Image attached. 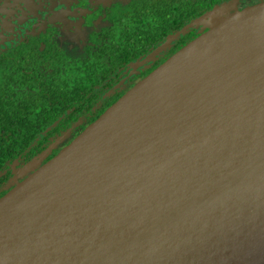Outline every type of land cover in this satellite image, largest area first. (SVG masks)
<instances>
[{"label": "water", "instance_id": "1", "mask_svg": "<svg viewBox=\"0 0 264 264\" xmlns=\"http://www.w3.org/2000/svg\"><path fill=\"white\" fill-rule=\"evenodd\" d=\"M225 7L0 197V264H264V1Z\"/></svg>", "mask_w": 264, "mask_h": 264}, {"label": "trees", "instance_id": "2", "mask_svg": "<svg viewBox=\"0 0 264 264\" xmlns=\"http://www.w3.org/2000/svg\"><path fill=\"white\" fill-rule=\"evenodd\" d=\"M226 1L134 0L116 16L114 29L88 44L75 61L63 54L19 50L4 76L10 86L17 78L19 93L0 96V197L22 180L13 182L15 167L48 148L39 166L44 164L134 86L118 85L126 65ZM201 26L208 28L201 22L178 36L161 61L198 36ZM61 140L63 146L56 148L53 144Z\"/></svg>", "mask_w": 264, "mask_h": 264}, {"label": "flooded vegetation", "instance_id": "3", "mask_svg": "<svg viewBox=\"0 0 264 264\" xmlns=\"http://www.w3.org/2000/svg\"><path fill=\"white\" fill-rule=\"evenodd\" d=\"M132 1L134 0H0V96L9 94L16 96L19 93L17 78L11 80L10 86L9 77H4L10 71V64L17 61L19 50L45 52L47 55L63 54L70 59L69 61H75L77 57L86 53L88 44L93 45L95 39H101L102 34L114 29V19ZM262 1L264 0L256 2ZM202 26L201 29L204 28ZM206 29L204 28L201 33ZM178 36L152 59L141 64L169 36L159 45L151 48L150 52L136 57L126 65L121 70L123 76L118 85L124 86L127 82L136 84L143 79L163 61H161L163 54ZM68 50L75 51L74 53L80 52V55L70 58ZM154 63L156 66L144 72ZM13 69L16 73L17 69ZM114 74L115 72L111 76L115 77ZM104 94L106 95L107 92Z\"/></svg>", "mask_w": 264, "mask_h": 264}, {"label": "rangeland", "instance_id": "4", "mask_svg": "<svg viewBox=\"0 0 264 264\" xmlns=\"http://www.w3.org/2000/svg\"><path fill=\"white\" fill-rule=\"evenodd\" d=\"M256 1L258 0L228 1L226 2V7L220 12L221 14H218L220 16H218L216 20L217 21L222 20L223 18L234 13L235 11H238L240 9H243L247 6L254 4ZM68 52H69L68 55L70 58H76L77 56L80 55V52L74 53L75 51H69V50ZM53 145L56 148H61L63 146V141H57ZM47 150L48 148L43 149L39 154L35 155L31 159H29L27 162L23 163L20 166L15 167L13 170V182L16 183L19 180L23 179L24 177L28 176V174H31L43 162V159H44L43 156L46 154Z\"/></svg>", "mask_w": 264, "mask_h": 264}]
</instances>
